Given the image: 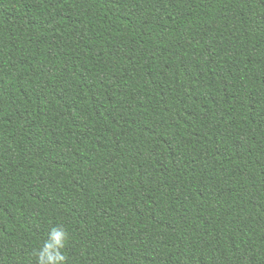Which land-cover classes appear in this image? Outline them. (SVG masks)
<instances>
[{"label": "trees", "instance_id": "trees-1", "mask_svg": "<svg viewBox=\"0 0 264 264\" xmlns=\"http://www.w3.org/2000/svg\"><path fill=\"white\" fill-rule=\"evenodd\" d=\"M264 264V0H0V264Z\"/></svg>", "mask_w": 264, "mask_h": 264}, {"label": "clouds", "instance_id": "clouds-1", "mask_svg": "<svg viewBox=\"0 0 264 264\" xmlns=\"http://www.w3.org/2000/svg\"><path fill=\"white\" fill-rule=\"evenodd\" d=\"M68 241V232L61 225L52 227L36 251V264H65L64 249Z\"/></svg>", "mask_w": 264, "mask_h": 264}]
</instances>
